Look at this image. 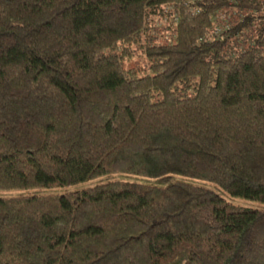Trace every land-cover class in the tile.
<instances>
[{
	"label": "trees",
	"instance_id": "obj_1",
	"mask_svg": "<svg viewBox=\"0 0 264 264\" xmlns=\"http://www.w3.org/2000/svg\"><path fill=\"white\" fill-rule=\"evenodd\" d=\"M0 264H264V0H0Z\"/></svg>",
	"mask_w": 264,
	"mask_h": 264
},
{
	"label": "rangeland",
	"instance_id": "obj_2",
	"mask_svg": "<svg viewBox=\"0 0 264 264\" xmlns=\"http://www.w3.org/2000/svg\"><path fill=\"white\" fill-rule=\"evenodd\" d=\"M134 64H139L141 66H144V65H146V60L144 59V57H142V55L135 53L132 58L125 61V65H134ZM81 184L82 183H78L77 185H74V186H80ZM12 191L14 192L17 190H11V191H6V192H12ZM242 201H244L246 204L251 203V201H249V200H242Z\"/></svg>",
	"mask_w": 264,
	"mask_h": 264
}]
</instances>
